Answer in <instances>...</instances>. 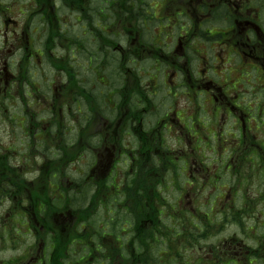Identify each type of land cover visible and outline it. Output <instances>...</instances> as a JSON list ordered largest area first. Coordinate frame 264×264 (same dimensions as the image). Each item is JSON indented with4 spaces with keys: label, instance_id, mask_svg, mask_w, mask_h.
Segmentation results:
<instances>
[{
    "label": "flooded vegetation",
    "instance_id": "1",
    "mask_svg": "<svg viewBox=\"0 0 264 264\" xmlns=\"http://www.w3.org/2000/svg\"><path fill=\"white\" fill-rule=\"evenodd\" d=\"M8 1L0 264H264V0Z\"/></svg>",
    "mask_w": 264,
    "mask_h": 264
},
{
    "label": "rangeland",
    "instance_id": "2",
    "mask_svg": "<svg viewBox=\"0 0 264 264\" xmlns=\"http://www.w3.org/2000/svg\"><path fill=\"white\" fill-rule=\"evenodd\" d=\"M8 2H9V4L14 5V0H9ZM66 18H67V17H66ZM67 19H69L70 21L73 20L72 17H71V18H67ZM2 141H3V143H4L3 138H2ZM4 144H5V143H4ZM10 254H12V253L9 252V251H5V252H1V253H0V256H3V258H6V257H8Z\"/></svg>",
    "mask_w": 264,
    "mask_h": 264
}]
</instances>
